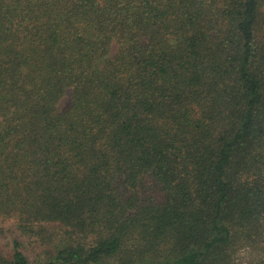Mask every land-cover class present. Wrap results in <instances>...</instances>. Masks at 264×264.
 I'll return each instance as SVG.
<instances>
[{
  "label": "trees",
  "instance_id": "obj_1",
  "mask_svg": "<svg viewBox=\"0 0 264 264\" xmlns=\"http://www.w3.org/2000/svg\"><path fill=\"white\" fill-rule=\"evenodd\" d=\"M0 264H264V0H0Z\"/></svg>",
  "mask_w": 264,
  "mask_h": 264
},
{
  "label": "rangeland",
  "instance_id": "obj_2",
  "mask_svg": "<svg viewBox=\"0 0 264 264\" xmlns=\"http://www.w3.org/2000/svg\"><path fill=\"white\" fill-rule=\"evenodd\" d=\"M68 104H69V97H68V95H64V97L62 98V100L59 103V106L61 109H64L68 106ZM6 224L9 225L10 222H7ZM244 253H246V252H244Z\"/></svg>",
  "mask_w": 264,
  "mask_h": 264
}]
</instances>
